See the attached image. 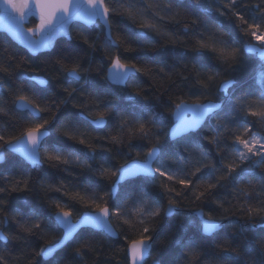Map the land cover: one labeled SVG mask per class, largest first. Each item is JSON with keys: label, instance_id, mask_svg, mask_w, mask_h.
<instances>
[{"label": "snow or ice", "instance_id": "obj_1", "mask_svg": "<svg viewBox=\"0 0 264 264\" xmlns=\"http://www.w3.org/2000/svg\"><path fill=\"white\" fill-rule=\"evenodd\" d=\"M0 20L32 55L77 41L39 77L0 50V164L13 153L28 166L0 171V264H45L70 242L64 264H146L154 251L152 264H264V0H0ZM176 50L183 63L168 62ZM140 76L168 93L163 111ZM182 85L199 95L173 102ZM44 164L72 179L32 175Z\"/></svg>", "mask_w": 264, "mask_h": 264}, {"label": "trees", "instance_id": "obj_2", "mask_svg": "<svg viewBox=\"0 0 264 264\" xmlns=\"http://www.w3.org/2000/svg\"><path fill=\"white\" fill-rule=\"evenodd\" d=\"M33 22L30 21L28 26H32ZM171 28H173L174 30L179 32L180 38L183 39V32L179 29L176 28V26H170ZM83 29L76 27L73 28L72 30V35L73 37L76 36L77 32L82 31ZM1 34V33H0ZM88 34L90 35H95L96 31L95 30H88ZM77 45V41L76 40H65V39H60L59 43L56 45V47L52 50H50L49 52H45V53H41L38 54L36 56H30L28 55L23 49H21L20 47H18L17 45H15L14 43H12L8 38H6L4 35H0V50H2L4 47L8 48L9 53H14L17 57L19 56H24L25 59L27 60V65L26 68L29 70H35V71H30V75L32 74H37V75H43L44 73H48V75H52L51 72V65L48 63L50 60L54 59L59 53H61V51H72L74 48H76ZM149 47H154V45H148ZM98 55V54H95ZM144 56H151L153 55V53H145V54H141ZM168 62L169 63H173L175 61H180V63H183L182 60H180V56H179V50H176V54L175 55H169L167 57ZM0 62H7V56L3 55L0 56ZM159 66V65H157ZM223 78V76L221 77ZM13 81L10 80H5L4 81V87L5 89H7L10 85H12ZM136 83L139 85V87L143 88L145 90V92L147 93V95H149L150 97L152 96H162V102L160 103V109L163 111L164 108L168 107L167 105V100H168V93H165L163 90H158L154 87V83L155 81L149 80L146 77L140 76L138 77ZM16 85H20L21 81L20 80H16L15 81ZM75 86V85H74ZM26 87H28L30 89V91H33L39 95H44V96H48L51 95L50 92H45L43 91L40 87H36L34 84H32L31 82H26ZM130 87H132L130 85ZM98 90L101 91L103 94H106L108 96L109 99H114L117 101V103L123 105L125 103H127L126 101L123 100V93H119L118 89H108L107 91H105L104 86L102 85H98L97 86ZM91 90V89H90ZM132 90L134 91L135 88H132ZM182 90L183 95L180 94V91ZM213 91H215V89H213ZM172 92L175 93V95H173V102H178V100L183 99L186 100L188 102H191V100L196 96L199 95V93L196 90H190L185 86H181L180 90L177 89H172ZM57 95L58 96H62L64 95L63 93L59 92L57 90ZM119 95V99H117V96ZM5 96L7 98H11L10 96H8L7 93H5ZM203 98V97H201ZM151 103L155 104L156 101L152 100L150 101ZM69 110H71V106L69 105ZM19 115V112H14L13 113V117H16ZM8 118L5 117L3 118V120H0V124H6L8 123ZM212 123H215V121L213 120ZM8 134H13V135H18L19 134V129H17L15 132L12 133H8ZM127 151V150H125ZM135 149H133L131 155H135ZM117 160H119L120 162H123L124 159H126L127 157L125 156L124 152H120L119 155H117ZM26 171L28 170V166L23 164V162L20 160V158H18L17 156L11 154V153H5V159L4 162L2 164H0V171H11V172H15V171ZM74 172H79V169H74ZM39 173L43 174V173H48L49 175H59L64 177L63 173H55L54 170H51L48 168L47 164L42 165L41 169L38 170H34L32 171V175H37ZM65 179H72V177H64ZM91 179H93L91 177V175L89 173H83L82 175H80L78 177V181L83 183V182H88ZM220 195L221 196H225L226 193L224 192V190L220 191ZM42 207V206H41ZM45 212L47 211V209H43ZM77 210L78 211H84L83 208H80L79 206H77ZM182 213H187L190 211V209H182L181 210ZM73 218H76V216L74 215ZM184 218L183 215L177 216L174 218L173 220H165L162 225L161 228L158 230V233L156 235V244L157 247L159 246V242L165 237L168 236L169 232L174 230V222L178 223L179 221H181ZM225 223V228L221 231V235L222 236H228L229 232H230V225L227 221L224 222ZM262 229H260L259 227H257L255 229V231L252 233L253 235H259L261 233ZM60 232L56 231V232H51L48 235V239H52L55 236H59ZM97 240H103L104 237L101 235H97L94 237ZM36 243H42V241H38ZM105 249L107 250L109 245L114 246L117 250L119 249L120 246H122V241H113V240H105ZM76 245L71 243L67 246H65V248L61 249L60 251H58L55 256L50 260V261H45V264H56V261H60L61 264H64V262L66 260H68L69 257V253L71 252V248L75 247ZM158 258L156 255V252L154 251L152 253V256L148 257L146 264H152L153 259ZM72 264H78L77 261L73 260ZM101 264H105V261L102 259L101 260ZM113 264H115V261H113Z\"/></svg>", "mask_w": 264, "mask_h": 264}, {"label": "water", "instance_id": "obj_3", "mask_svg": "<svg viewBox=\"0 0 264 264\" xmlns=\"http://www.w3.org/2000/svg\"><path fill=\"white\" fill-rule=\"evenodd\" d=\"M29 19H33L34 21H35V19L34 18H29ZM36 22V21H35ZM28 23V22H27ZM27 23H26V25H27ZM25 25V26H26ZM5 32V24H4V22L2 21V20H0V33H4ZM12 43H14L15 45H17L18 47H20V48H22V46L21 45H19V44H17V43H15L13 40H11V38H10V36H6ZM64 39H66L67 40V38H64ZM23 49V48H22ZM26 52H27V50L26 49H24ZM27 54L28 55H30V56H36V55H32L31 53H28L27 52ZM39 86V85H38ZM13 154V153H12ZM13 155H16V154H13ZM17 157H19L18 155H16ZM75 220V219H74Z\"/></svg>", "mask_w": 264, "mask_h": 264}, {"label": "flooded vegetation", "instance_id": "obj_4", "mask_svg": "<svg viewBox=\"0 0 264 264\" xmlns=\"http://www.w3.org/2000/svg\"><path fill=\"white\" fill-rule=\"evenodd\" d=\"M30 21H32L33 22V24H32V26H34V24H35V21L33 20V19H29V21H28V23H27V25H26V27H32V26H28V24H29V22ZM2 34V33H1ZM5 36V35H4ZM6 37V36H5ZM7 38V37H6ZM64 39V38H63ZM66 40V39H65ZM22 49V48H21ZM24 50V49H23ZM25 51V50H24ZM50 51V50H49ZM48 51V52H49ZM26 52V51H25ZM27 53V52H26ZM45 53V52H44ZM38 54H41V53H38ZM37 54V55H38ZM33 76H36V77H39V76H41V75H37V74H32ZM36 87H40V86H38V85H35ZM12 154V153H11ZM16 156V155H15ZM19 158V157H18ZM21 160V159H20ZM73 219H76V218H73Z\"/></svg>", "mask_w": 264, "mask_h": 264}]
</instances>
